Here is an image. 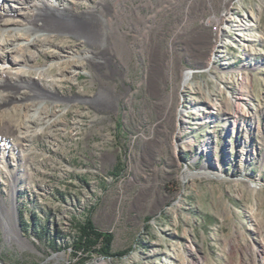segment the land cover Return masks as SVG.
<instances>
[{"label": "rangeland", "instance_id": "374dc122", "mask_svg": "<svg viewBox=\"0 0 264 264\" xmlns=\"http://www.w3.org/2000/svg\"><path fill=\"white\" fill-rule=\"evenodd\" d=\"M22 1L0 264L72 263L88 215L123 256L86 264H264V0Z\"/></svg>", "mask_w": 264, "mask_h": 264}, {"label": "trees", "instance_id": "16d2710c", "mask_svg": "<svg viewBox=\"0 0 264 264\" xmlns=\"http://www.w3.org/2000/svg\"><path fill=\"white\" fill-rule=\"evenodd\" d=\"M113 234L99 230L91 217L86 216L81 222L75 224V235L70 248L74 261L70 264H86L93 255L104 259L122 257L123 253H114Z\"/></svg>", "mask_w": 264, "mask_h": 264}, {"label": "bare ground", "instance_id": "6f19581e", "mask_svg": "<svg viewBox=\"0 0 264 264\" xmlns=\"http://www.w3.org/2000/svg\"><path fill=\"white\" fill-rule=\"evenodd\" d=\"M15 1H20V3L23 4L22 0H5L0 3V27L2 26L8 27L7 25L13 26L14 24L20 22V18L18 17V14L12 11L11 9V7H14L15 5L18 6L17 3L15 5H12V2H15ZM248 21H249L248 25L242 26L239 24L238 29L236 31H238V33L239 32L242 33L243 31H245L246 27L250 28L254 26V21L256 22V17L251 14L249 15ZM85 35H86V38L91 43H95L98 40H100L101 37H103V33L98 29V26H95V25H90L86 27ZM18 38H19L18 36H13L12 39L8 40L7 38L2 37V39L0 40V72L1 73H4L5 69L9 68V65L7 64V62L8 60L12 59L11 54L13 53L14 49L16 47L23 45L22 42H18ZM18 61L16 59L13 60L14 64H17ZM189 76L190 74L188 72L184 74V83H187V81L189 80ZM247 103L249 106L252 107L250 102L247 101ZM204 112L208 113L207 111H204Z\"/></svg>", "mask_w": 264, "mask_h": 264}]
</instances>
